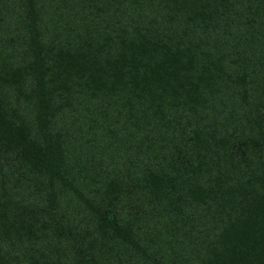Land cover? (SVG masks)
<instances>
[{
    "label": "trees",
    "instance_id": "1",
    "mask_svg": "<svg viewBox=\"0 0 264 264\" xmlns=\"http://www.w3.org/2000/svg\"><path fill=\"white\" fill-rule=\"evenodd\" d=\"M0 264H264V0H0Z\"/></svg>",
    "mask_w": 264,
    "mask_h": 264
}]
</instances>
